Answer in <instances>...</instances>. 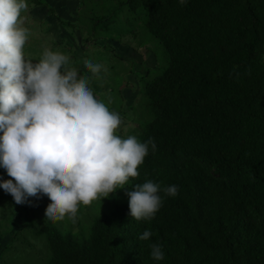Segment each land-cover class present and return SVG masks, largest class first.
I'll return each instance as SVG.
<instances>
[{
	"label": "trees",
	"instance_id": "1",
	"mask_svg": "<svg viewBox=\"0 0 264 264\" xmlns=\"http://www.w3.org/2000/svg\"><path fill=\"white\" fill-rule=\"evenodd\" d=\"M124 2L145 6L148 32L167 57L144 83L154 118L139 141L152 138L156 148L82 244L46 227L45 264H264V67L252 59L264 0ZM149 180L161 186L162 204L137 221L127 193ZM171 185L174 197L163 192ZM145 230L152 236L140 240ZM152 244L162 260L151 257Z\"/></svg>",
	"mask_w": 264,
	"mask_h": 264
},
{
	"label": "clouds",
	"instance_id": "2",
	"mask_svg": "<svg viewBox=\"0 0 264 264\" xmlns=\"http://www.w3.org/2000/svg\"><path fill=\"white\" fill-rule=\"evenodd\" d=\"M28 8L27 0H0V167L11 177L0 181V188L16 204L45 195L51 201L47 220L75 223L81 204L109 198L137 178L149 145L153 151L156 145L152 138L142 143L116 134L121 116L95 98L89 79L78 74L67 54L45 48L38 62L26 58ZM83 63L95 77L103 69ZM160 191L151 180L135 185L127 193L130 216L153 218L162 204ZM163 192L174 197L178 188ZM151 236L145 230L139 239ZM150 247L153 259L164 258L159 244Z\"/></svg>",
	"mask_w": 264,
	"mask_h": 264
},
{
	"label": "rangeland",
	"instance_id": "3",
	"mask_svg": "<svg viewBox=\"0 0 264 264\" xmlns=\"http://www.w3.org/2000/svg\"><path fill=\"white\" fill-rule=\"evenodd\" d=\"M24 26L31 35L24 46L26 58L38 62L45 48L59 50L70 57L80 76L89 79L96 99L119 113L123 123L117 135H139L143 125L154 118L145 93V81L166 64V54L149 34L145 6L128 7L124 0H27ZM258 44L252 59L264 67V22L258 29ZM122 46L124 51L119 50ZM84 60L103 65L98 77L84 67ZM150 65L155 66L150 70ZM206 174L217 176L213 167L202 163ZM11 179L0 167V181ZM223 182V181H222ZM124 188L90 206L80 205L75 223L46 219L51 203L45 195L29 197V203L16 204L0 188V264H45L50 249L45 229L54 226L70 233L82 244L90 236V224L101 211L121 198Z\"/></svg>",
	"mask_w": 264,
	"mask_h": 264
},
{
	"label": "crops",
	"instance_id": "4",
	"mask_svg": "<svg viewBox=\"0 0 264 264\" xmlns=\"http://www.w3.org/2000/svg\"><path fill=\"white\" fill-rule=\"evenodd\" d=\"M118 49L124 51V48L122 46H120V45H119ZM153 67L154 66L150 65V68H153Z\"/></svg>",
	"mask_w": 264,
	"mask_h": 264
}]
</instances>
